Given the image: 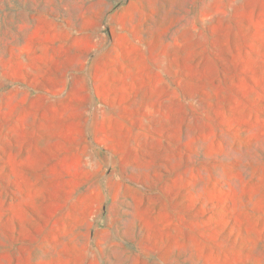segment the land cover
<instances>
[{
  "label": "rangeland",
  "instance_id": "rangeland-1",
  "mask_svg": "<svg viewBox=\"0 0 264 264\" xmlns=\"http://www.w3.org/2000/svg\"><path fill=\"white\" fill-rule=\"evenodd\" d=\"M0 264H264V0H0Z\"/></svg>",
  "mask_w": 264,
  "mask_h": 264
}]
</instances>
